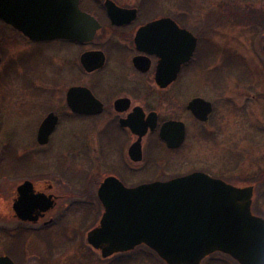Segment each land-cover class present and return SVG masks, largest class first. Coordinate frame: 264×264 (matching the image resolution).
<instances>
[{"label":"rangeland","instance_id":"obj_1","mask_svg":"<svg viewBox=\"0 0 264 264\" xmlns=\"http://www.w3.org/2000/svg\"><path fill=\"white\" fill-rule=\"evenodd\" d=\"M165 2L158 0L157 6L161 8ZM171 2L177 18L184 20V15H188L185 23L202 37L200 42L205 44L207 39L200 48L204 61L198 58L192 65L193 84L200 87L201 77H205L204 84L224 90L211 86L191 92L192 98L200 95L215 102L214 122L217 121L219 127L214 124V136L204 139V126L191 119L185 148L177 158L185 156L183 158L192 163L190 170H201L236 187H254L252 211L264 218V57L261 50L264 0ZM205 26L209 29L203 32ZM1 32L4 33L0 25ZM53 48L24 44L20 38L14 43L0 38L3 58L0 64V227L8 231L15 226L9 217L8 205L16 185L25 179L37 181L41 178L36 172L27 173L23 166L15 172L10 170L21 162L22 156L30 160L26 167L57 169V173L48 170L49 175L45 178L61 196L60 206L66 209L71 201H79L74 209L80 210L65 218L62 241H56L54 233L46 232L51 247L49 253L45 245L32 236L27 237L19 264H165L145 246L104 259L86 241L87 232L98 223L100 209L96 208L99 210L97 218L87 223L83 220L86 215L82 217V211L87 208L83 202L91 197L94 199L95 183L101 182L109 171L102 165L92 170L91 165V161L96 162L91 157L92 151L103 155L100 147L106 142L100 143V140L104 118L93 124L83 120L74 128L72 122L65 119L56 129L50 151L34 143L42 114L45 116L60 108L58 96L49 102L51 91L42 89L55 86L51 78L57 70ZM237 77L242 80H236ZM76 147L79 157L74 159ZM112 147L116 150L118 144ZM58 172H62L61 175ZM4 250L0 243V255ZM201 264L238 263L229 256L216 253Z\"/></svg>","mask_w":264,"mask_h":264},{"label":"flooded vegetation","instance_id":"obj_2","mask_svg":"<svg viewBox=\"0 0 264 264\" xmlns=\"http://www.w3.org/2000/svg\"><path fill=\"white\" fill-rule=\"evenodd\" d=\"M156 1L158 2V0H78L79 10L97 23L93 37L87 41H81L79 37L63 36L41 41L31 40L13 24H7L0 19L4 31L0 33V38L4 41L14 43L20 38L24 44L54 46L52 55L57 70L51 78L54 79L55 86L42 89L51 91L49 102L55 95L58 96L60 108L49 111L45 116L42 114L44 117L39 121L34 143L50 151L56 129L65 119L71 121V127L74 128L83 120L93 124L104 118V131L101 134L103 138L100 140V143L106 142L100 147L103 155L92 151L91 157L96 162L91 161V165L92 170L102 165L109 171L101 182L95 183V190L92 193L94 199L92 200L90 193L91 198L83 202L87 208L82 211V217L86 215L83 220L87 223L92 218H97L99 210L96 211V208L100 209L98 223L89 231L99 225L104 213L103 205L98 198V190L107 178H115L123 186L134 188L157 181H169L194 172H203L190 170L192 163L185 160L183 158L185 156L177 158L180 156L177 154H181L185 148L189 134L188 123L193 119L195 123L204 126L202 132L204 139L214 136V124L219 127L217 121L214 122L217 114L215 102L200 95L191 97L192 91L209 89L212 86L204 84L207 78L201 77L202 83L199 82L201 86L197 87L190 76L193 63L198 58L203 60L200 48L206 44L207 39L205 44L200 42L202 37L185 23L187 14L184 15V20L177 18L171 0H164L166 2L161 8L157 6ZM9 5L11 12L18 11L21 14L39 12L44 17L46 28H51L52 17L48 19V15L58 16L63 15L65 11L69 12L72 0H9ZM160 21L162 24L152 25ZM74 24L75 21L70 25L74 27ZM67 25L65 26L61 19L60 22L56 19L57 30L61 28L64 31L69 28ZM208 29L205 26L203 32ZM192 37L196 40L195 48L190 58H187L188 52L191 51ZM254 49L256 52V48ZM261 50L264 57V42ZM0 57L2 62L1 54ZM262 65L264 68L263 63ZM236 80L242 79L237 77ZM191 84L194 85L193 90ZM212 87L224 91L216 86ZM73 89H85L91 94L92 101L87 103V96L79 93L73 95V101L78 104H90L93 107L91 112H79L69 107L68 94ZM195 99L204 100L211 105V111L205 120L197 119L189 109V105ZM49 115L56 117V125L47 143L41 145L38 142V131ZM168 123L175 124L168 129V133L174 138L178 137L182 127L183 140L179 146L170 147L161 138V129ZM113 144H118V149L115 150ZM73 150H75L73 158L76 159L79 157V149L76 147ZM23 158L26 157H20L21 162L10 170L15 172L23 166L24 171L32 174L36 172L41 178L37 181L25 179L16 185L8 205L9 217L15 226L8 231L0 227V243L5 249L0 257H8L14 264H19L21 256L24 255L26 240L29 239L27 237L32 236V239L45 245L49 253L51 247L48 245L46 232L54 233L53 238L62 241L65 218L68 214L80 212L74 209L79 201H71L67 208L63 209L59 204L61 196L57 194L55 186L45 178L49 175L48 170L57 173V169L51 170L43 166L26 167V162L30 160L26 158V161H23ZM61 173L58 172L59 175ZM26 182L31 184L33 195L40 200V207L33 210L30 219L22 220L17 216L14 205L19 197L18 188ZM44 198L51 201L50 208L45 211L41 209Z\"/></svg>","mask_w":264,"mask_h":264},{"label":"water","instance_id":"obj_3","mask_svg":"<svg viewBox=\"0 0 264 264\" xmlns=\"http://www.w3.org/2000/svg\"><path fill=\"white\" fill-rule=\"evenodd\" d=\"M50 17L53 27L46 28L39 12H11L9 0H0V19L13 24L31 40L63 36L87 41L97 28L96 21L79 10L78 0H72L69 12L48 15V19ZM56 19L58 22L61 19L69 28L57 30ZM74 21L72 27L70 24ZM157 24L162 21L152 25ZM195 43L192 37L187 58H190ZM160 81L163 84L162 79ZM78 93L87 96L86 103L92 101L87 90L73 89L68 94L69 107L79 112H91L90 104L73 101V95ZM189 109L202 121L210 113L211 105L195 99ZM56 120L49 115L41 124L38 131L41 145L47 143ZM173 125L166 124L160 134L170 147L179 146L183 140L182 127L177 138L168 133ZM18 194L14 210L20 219H30L33 210L40 207V200L33 195L29 182L18 188ZM253 196V187H236L203 172L134 188H127L110 177L98 190L104 213L99 226L87 234V243L100 250L104 259L145 245L166 264H201L214 253L227 255L238 264H264V218L252 213ZM41 204L45 211L50 208L51 201L44 198ZM0 264L14 263L1 256Z\"/></svg>","mask_w":264,"mask_h":264},{"label":"trees","instance_id":"obj_4","mask_svg":"<svg viewBox=\"0 0 264 264\" xmlns=\"http://www.w3.org/2000/svg\"><path fill=\"white\" fill-rule=\"evenodd\" d=\"M251 15V14H250Z\"/></svg>","mask_w":264,"mask_h":264}]
</instances>
